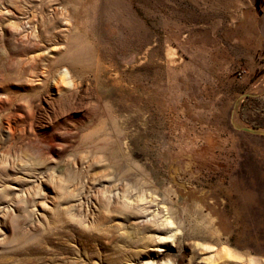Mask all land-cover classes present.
Masks as SVG:
<instances>
[{
  "label": "rangeland",
  "instance_id": "374dc122",
  "mask_svg": "<svg viewBox=\"0 0 264 264\" xmlns=\"http://www.w3.org/2000/svg\"><path fill=\"white\" fill-rule=\"evenodd\" d=\"M0 96V264H264V0H0Z\"/></svg>",
  "mask_w": 264,
  "mask_h": 264
},
{
  "label": "bare ground",
  "instance_id": "6f19581e",
  "mask_svg": "<svg viewBox=\"0 0 264 264\" xmlns=\"http://www.w3.org/2000/svg\"><path fill=\"white\" fill-rule=\"evenodd\" d=\"M60 8V7H59ZM60 10V9H59ZM18 11V10H17ZM51 11V10H50ZM54 11H56V10H54ZM62 12V11H61ZM54 14V13H53ZM57 14V13H56ZM66 14V13H65ZM49 16V15H48ZM55 16V15H54ZM50 17V16H49ZM29 18V17H28ZM39 21V20H38ZM41 21V20H40ZM67 21V20H66ZM26 22H27V19H26ZM232 22H233V20H232ZM38 24V23H37ZM37 24H33V25H31V23H30V30H28L21 38L22 39H24V40H26V39H29V37L31 36H33V38L35 39V40H37V41H39V42H41V37H43L42 35H43V33H42V31H40L39 30V28H40V26L38 27V25ZM63 28H62V31H61V33H63V36L64 35H66L68 32H69V28H70V24L69 23H67V22H63L62 23V25H61ZM45 27V26H44ZM60 28V27H59ZM59 28H58V30H59ZM56 30V29H55ZM58 30H56V31H58ZM40 32H41V36H40ZM52 34H53V36H55L56 35V32H55V34H54V31H53V29H52ZM40 37V38H39ZM64 37H62V39H63ZM65 39V38H64ZM63 39V40H64ZM43 40V39H42ZM63 46L61 45L60 46V49H63L62 48ZM44 48V47H43ZM165 52H166V56L167 57H169V58H171L172 56H173V54H174V47H172V46H170V45H167V47H166V49H165ZM55 66H56V64H55ZM58 70V69H57ZM59 71V70H58ZM60 72V71H59ZM61 72H63V73H61V74H59V75H61V77L60 78H58L57 80H56V77H55V79L54 80H51V81H53V88H55V90H57V92L55 93V94H57V96L59 95H64L63 93V91L60 89V86H62L63 85V83L65 82V83H67V84H69L72 88H73V86L75 85V83L73 82V74H72V71L70 70V68H65L64 67V69H63V71L61 70ZM56 75V74H55ZM40 76V75H39ZM41 77H42V75H41ZM59 77V76H58ZM81 79V78H80ZM43 80L40 78V77H38L37 79H36V83L37 84H41V82H42ZM76 82H77V80H76ZM51 83V82H50ZM258 84H260V83H257V84H255V85H258ZM52 85V84H51ZM79 85V84H78ZM42 86V85H41ZM70 88V87H69ZM75 88V87H74ZM254 88V90H259V88L260 87H258V86H254L253 87ZM64 90V89H63ZM254 90H252V92L254 91ZM75 95V94H74ZM79 95V94H78ZM3 96V95H2ZM57 96H56V98H54L55 100L57 99ZM1 97V96H0ZM65 97V96H64ZM73 96H72V94L71 93H68L67 94V96L65 97V100L67 101V102H70V98H72ZM80 97V96H79ZM2 98V97H1ZM17 100V99H16ZM32 100V99H31ZM50 100V99H49ZM7 101H8V99H7ZM4 101L3 99L2 100H0V111H2V110H4L5 108H6V106L7 105H9L10 106V104H11V101ZM35 101V100H34ZM36 102V101H35ZM21 103V102H20ZM48 103H49V101H48ZM30 104V103H29ZM59 105V104H58ZM71 106V105H70ZM23 111H25V110H23ZM32 112V111H31ZM30 116V115H29ZM24 118V114L22 113V112H19L17 109H13V111L11 112L10 111V113L8 114V116H6L5 117V126L2 128V130L4 131V133H5V138H7L9 141H11V145L10 146H13V147H16L14 144L17 142V140H19V142L21 141L22 142V144H23V141L25 142V140L27 141L26 143H34L35 141H37V135H36V133H35V131L33 132V130L32 129H30L29 130V133L27 134L26 133V129H25V120L23 119ZM238 118V117H237ZM18 122H21V123H19L18 124ZM4 123V122H3ZM239 123V122H238ZM241 125V124H240ZM4 136H3V138H4ZM51 148H53V145H49Z\"/></svg>",
  "mask_w": 264,
  "mask_h": 264
}]
</instances>
